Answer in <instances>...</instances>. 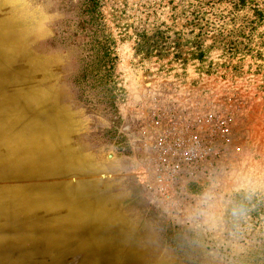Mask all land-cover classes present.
<instances>
[{
  "label": "rangeland",
  "instance_id": "1",
  "mask_svg": "<svg viewBox=\"0 0 264 264\" xmlns=\"http://www.w3.org/2000/svg\"><path fill=\"white\" fill-rule=\"evenodd\" d=\"M101 1L98 18L84 0H0V264H248L264 237V20H236L247 47L215 45L200 73L134 54L136 31L194 0ZM208 1L231 30L232 1ZM209 111L226 123L215 174L151 197L159 118Z\"/></svg>",
  "mask_w": 264,
  "mask_h": 264
},
{
  "label": "trees",
  "instance_id": "2",
  "mask_svg": "<svg viewBox=\"0 0 264 264\" xmlns=\"http://www.w3.org/2000/svg\"><path fill=\"white\" fill-rule=\"evenodd\" d=\"M86 4L91 8V13H95L96 17L100 18L101 0H84ZM196 5H190L187 8L181 10L178 14L174 15L173 25L167 27L165 24H160L154 26L150 30H138L134 33L135 35V48L134 54L136 56H145L147 58H157L158 60L162 58L172 57L174 63H178L180 69L185 71L186 67L191 62H199L198 71L200 73L205 72L204 68V58L207 56L208 52L215 47V45H222V50L230 54H238L241 51V47H247V43L241 39H245V32L248 28H236L237 21L245 19L244 24H248L249 28L255 24L257 28L264 20V10H260L258 7L257 0H231L233 11H236V16L233 17V23L231 26L233 28L229 30L228 25L224 21V17H218L216 14H211V12L204 11L205 7L213 9L214 3L211 1L204 2L206 0H194ZM221 1V0H220ZM225 1V0H224ZM213 5V7L210 5ZM206 5V6H205ZM247 5L252 6L251 11L253 13L251 18L245 16H238L239 12L244 9ZM205 6V7H203ZM232 15V14H231ZM221 20L220 25L216 26V21L212 19ZM218 20V21H219ZM237 20V21H236ZM178 21H183L180 24ZM217 21V22H218ZM109 37H113L112 33ZM202 38H209L212 40V44L206 47L202 43ZM111 43L112 40H111ZM246 44V45H244ZM240 47V48H239ZM246 51V52H245ZM234 52V53H233ZM244 55L250 53L248 50L243 49ZM110 54L113 53L110 51ZM207 72L211 71L210 65H207ZM112 69V65H110ZM255 211H264L263 208L260 209V203L255 200ZM258 243L255 244L248 250V253L244 256L243 261L248 264H264V237L258 238Z\"/></svg>",
  "mask_w": 264,
  "mask_h": 264
},
{
  "label": "built area",
  "instance_id": "3",
  "mask_svg": "<svg viewBox=\"0 0 264 264\" xmlns=\"http://www.w3.org/2000/svg\"><path fill=\"white\" fill-rule=\"evenodd\" d=\"M149 149L147 193L168 200L188 184L209 180L220 156L225 121L217 112L194 118L163 115Z\"/></svg>",
  "mask_w": 264,
  "mask_h": 264
}]
</instances>
